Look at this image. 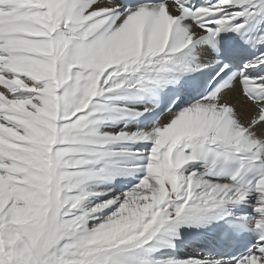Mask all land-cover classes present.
<instances>
[{"label":"snow or ice","instance_id":"1","mask_svg":"<svg viewBox=\"0 0 264 264\" xmlns=\"http://www.w3.org/2000/svg\"><path fill=\"white\" fill-rule=\"evenodd\" d=\"M0 264H264V0H0Z\"/></svg>","mask_w":264,"mask_h":264},{"label":"bare ground","instance_id":"2","mask_svg":"<svg viewBox=\"0 0 264 264\" xmlns=\"http://www.w3.org/2000/svg\"><path fill=\"white\" fill-rule=\"evenodd\" d=\"M203 243L205 245H207L209 243V239H205ZM196 251L199 252V251H201V249L200 248H197ZM179 252H180V254H185L186 252H189V248H186V247L182 246L179 249Z\"/></svg>","mask_w":264,"mask_h":264}]
</instances>
